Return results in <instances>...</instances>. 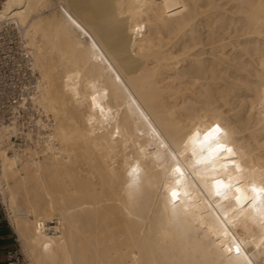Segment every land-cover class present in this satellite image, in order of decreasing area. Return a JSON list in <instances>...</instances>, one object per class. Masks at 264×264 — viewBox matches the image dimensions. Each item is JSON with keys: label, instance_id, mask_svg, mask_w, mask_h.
<instances>
[{"label": "bare ground", "instance_id": "6f19581e", "mask_svg": "<svg viewBox=\"0 0 264 264\" xmlns=\"http://www.w3.org/2000/svg\"><path fill=\"white\" fill-rule=\"evenodd\" d=\"M4 23L51 117L0 126L29 264H264V0H0Z\"/></svg>", "mask_w": 264, "mask_h": 264}, {"label": "built area", "instance_id": "2783aa9c", "mask_svg": "<svg viewBox=\"0 0 264 264\" xmlns=\"http://www.w3.org/2000/svg\"><path fill=\"white\" fill-rule=\"evenodd\" d=\"M37 76L16 28L4 23L0 27V126L15 121L20 128L36 130L39 118L50 121L33 100ZM5 264H20L16 250L6 251Z\"/></svg>", "mask_w": 264, "mask_h": 264}, {"label": "crops", "instance_id": "0c3cea01", "mask_svg": "<svg viewBox=\"0 0 264 264\" xmlns=\"http://www.w3.org/2000/svg\"><path fill=\"white\" fill-rule=\"evenodd\" d=\"M10 227L0 207V264H5V253L14 246V232Z\"/></svg>", "mask_w": 264, "mask_h": 264}, {"label": "rangeland", "instance_id": "374dc122", "mask_svg": "<svg viewBox=\"0 0 264 264\" xmlns=\"http://www.w3.org/2000/svg\"><path fill=\"white\" fill-rule=\"evenodd\" d=\"M17 142H21V139L17 140ZM0 207H1L2 212H3L4 215H5V210H4L5 207H4V205L1 203V201H0ZM6 220H7V219H6ZM10 228H11V227H10ZM11 230H12V228H11ZM12 232H13V231H12ZM13 236H14L15 240H14V246L12 247V249L17 251L19 263H20V264H29V260H28L27 256H26L25 253L22 251V247H21V245H20V244L17 242V240H16V235H15V233H13Z\"/></svg>", "mask_w": 264, "mask_h": 264}, {"label": "snow or ice", "instance_id": "6c2138e0", "mask_svg": "<svg viewBox=\"0 0 264 264\" xmlns=\"http://www.w3.org/2000/svg\"><path fill=\"white\" fill-rule=\"evenodd\" d=\"M218 131H219V128H213L212 130H210V131L205 135V141H208L209 138L212 137V134H213L214 132H218ZM220 147H223V146L221 145ZM172 195H173V196H176V193L173 192ZM236 251L239 252V248H237Z\"/></svg>", "mask_w": 264, "mask_h": 264}]
</instances>
